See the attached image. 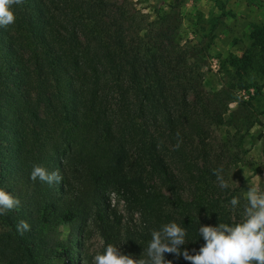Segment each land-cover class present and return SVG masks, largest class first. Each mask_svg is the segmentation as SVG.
<instances>
[{
  "label": "trees",
  "instance_id": "obj_1",
  "mask_svg": "<svg viewBox=\"0 0 264 264\" xmlns=\"http://www.w3.org/2000/svg\"><path fill=\"white\" fill-rule=\"evenodd\" d=\"M183 1L146 22L102 0H24L15 23L0 27V188L21 201L0 215L1 264H76L87 221L112 244L109 194L148 225L146 244L167 223L186 228L180 247L190 255L205 243L200 225L242 222L246 202L215 183L206 126L239 133L256 123L235 93L246 88L243 77L264 75V24L208 97L200 71L211 38L179 44ZM34 164L58 169L62 181H32ZM21 220L30 225L22 236Z\"/></svg>",
  "mask_w": 264,
  "mask_h": 264
},
{
  "label": "rangeland",
  "instance_id": "obj_2",
  "mask_svg": "<svg viewBox=\"0 0 264 264\" xmlns=\"http://www.w3.org/2000/svg\"><path fill=\"white\" fill-rule=\"evenodd\" d=\"M102 1L127 6L146 22L154 19L156 11L168 12V6L173 5L172 0ZM175 11L180 18L176 32L179 44L204 45L207 37L211 38L206 64L200 71L201 93L211 97L227 80L226 72H231L228 59L247 53L252 28L264 24V0H184ZM243 80L246 88L236 91L235 97L247 102L256 123L239 133L227 125L206 126V151L212 167L223 169L222 176L229 185L227 189L247 204L250 186L256 185L264 191V75L243 77ZM234 109L235 103H230L228 110ZM224 119L227 121L228 117L224 115ZM215 183L219 185L218 180ZM106 203L115 216L109 217L114 241L105 243L96 225L87 221L78 240L76 264H94V256L102 254L109 244L120 247L124 254L133 258H146L148 244L142 236L150 232L148 225L116 195H107ZM59 232L61 238L67 234L65 228H60Z\"/></svg>",
  "mask_w": 264,
  "mask_h": 264
},
{
  "label": "clouds",
  "instance_id": "obj_3",
  "mask_svg": "<svg viewBox=\"0 0 264 264\" xmlns=\"http://www.w3.org/2000/svg\"><path fill=\"white\" fill-rule=\"evenodd\" d=\"M24 0H0V27H8L15 23L14 7L22 5ZM179 136V133H177ZM180 141L175 145L179 148ZM223 169H214L219 185L228 188V182L222 176ZM32 181L39 180L49 186L59 184L63 177L60 171H49L40 164H34L30 173ZM247 204L244 206L242 222L235 225L219 223L217 226L200 225L199 235L205 243L194 255H190L182 245L186 244L187 229L176 222L163 225L159 230H153L151 241L146 249V258H133L124 254L120 247L107 245L102 254L94 256V264H172L165 259V253L183 256L190 264H264V191L258 186L249 187L246 194ZM233 208L239 204V198L230 201ZM21 201L11 192L0 188V215L19 207ZM22 236L30 231L27 221L21 220L16 226ZM195 251V250H194Z\"/></svg>",
  "mask_w": 264,
  "mask_h": 264
}]
</instances>
